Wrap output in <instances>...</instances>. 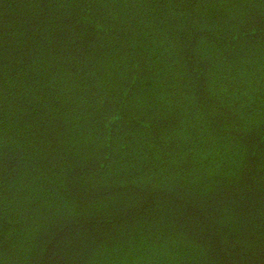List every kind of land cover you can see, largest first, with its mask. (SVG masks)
Segmentation results:
<instances>
[{
	"label": "trees",
	"instance_id": "1",
	"mask_svg": "<svg viewBox=\"0 0 264 264\" xmlns=\"http://www.w3.org/2000/svg\"><path fill=\"white\" fill-rule=\"evenodd\" d=\"M0 264H264V0H0Z\"/></svg>",
	"mask_w": 264,
	"mask_h": 264
}]
</instances>
